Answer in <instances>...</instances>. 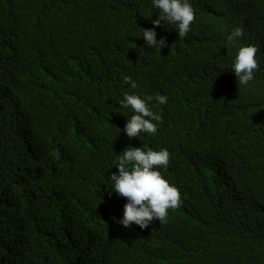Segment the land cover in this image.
Masks as SVG:
<instances>
[{"label":"trees","instance_id":"obj_1","mask_svg":"<svg viewBox=\"0 0 264 264\" xmlns=\"http://www.w3.org/2000/svg\"><path fill=\"white\" fill-rule=\"evenodd\" d=\"M190 3L180 38L151 0H0V264H264V0ZM125 93L165 96L155 134L123 132ZM128 146L166 148L183 201L143 230L109 179Z\"/></svg>","mask_w":264,"mask_h":264},{"label":"clouds","instance_id":"obj_2","mask_svg":"<svg viewBox=\"0 0 264 264\" xmlns=\"http://www.w3.org/2000/svg\"><path fill=\"white\" fill-rule=\"evenodd\" d=\"M152 7L159 10L156 19L152 20L155 26H174L180 38H184L190 31V25L195 19V12L190 0H151ZM243 35V29L234 27L226 36V45H234L237 38ZM148 47L166 44L164 37L157 39L156 29L143 28L141 35ZM257 48L252 44L241 45L231 65L239 84H247L254 79V72L258 70L256 58ZM124 82L133 89L137 88V82L130 76H124ZM153 102L164 104V95L124 94L119 104L130 107L132 114L127 118L123 132L129 137H139L141 133L157 132V123L160 119L150 105ZM117 158V172L110 174L112 182L111 190L117 196L126 198L123 205V215L119 223L125 228L130 224L145 229L153 219L164 223L169 209H176L182 204L179 188L170 183L160 171L167 167L170 154L166 148L142 150L141 147L128 146ZM156 166H160L159 168Z\"/></svg>","mask_w":264,"mask_h":264}]
</instances>
